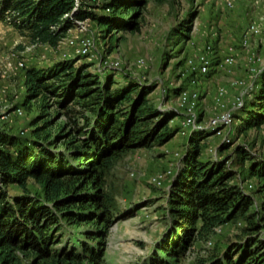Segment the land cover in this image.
<instances>
[{
	"label": "trees",
	"instance_id": "trees-1",
	"mask_svg": "<svg viewBox=\"0 0 264 264\" xmlns=\"http://www.w3.org/2000/svg\"><path fill=\"white\" fill-rule=\"evenodd\" d=\"M147 3L109 0L110 13H96L87 2L72 15L76 0H0V22L32 44L57 47L85 19L98 22L104 39L140 32ZM192 26L193 19L183 21L177 37L188 38ZM101 71L76 58L24 68V105L39 101L41 115L28 135L0 129V264H106L108 238L120 219L105 187L108 171L128 151L164 145L179 132L170 125L177 112L162 111L150 98L153 85ZM54 107L66 116L56 136L48 132ZM234 118L240 133L264 127V71ZM190 134L162 206L169 226L145 264H183L198 243H212L230 224L238 232L197 264H264V156L244 143L229 155L228 142L213 153L214 132ZM31 180L41 192L29 189ZM13 186L21 193H12Z\"/></svg>",
	"mask_w": 264,
	"mask_h": 264
},
{
	"label": "rangeland",
	"instance_id": "rangeland-1",
	"mask_svg": "<svg viewBox=\"0 0 264 264\" xmlns=\"http://www.w3.org/2000/svg\"><path fill=\"white\" fill-rule=\"evenodd\" d=\"M142 11L140 32H115L107 39L102 36V27L98 22L83 20L84 32L72 28L66 38L73 34L91 35L96 40L95 57H77L78 64H92L93 71L101 69V59L121 62V70H109L119 74H130L142 83L153 85L150 95L153 103L162 111L175 110V117L170 125L178 126L175 137L161 146L128 151L119 157L106 176V190L113 196L116 204V221L108 238L105 255L106 264H145L152 255L154 247L161 240L169 226V220L162 206L166 205V190L178 172L182 158L186 154L191 134H183V110L180 108V92L184 89H198L197 112L201 125L206 126L216 113L214 96L218 88L230 85L234 77L245 78L246 59L250 56L247 49L241 47V39L248 26L264 17V0H237L233 9L224 8L220 0H147ZM109 0H90V8L96 13H106L104 8ZM97 9V10H95ZM130 13L129 15H133ZM193 19L192 30L186 39H179L176 28L183 22ZM83 27L80 25H76ZM78 27V28H79ZM65 40L57 47L32 44L28 36L11 25L0 22V129L18 135H28L35 128L33 122L41 115V104L33 101L25 106L26 87L24 68L48 67L63 61L67 47ZM252 52L261 55L263 51L257 38L251 37ZM209 45L217 52L229 46L235 47L237 64L232 72L218 69L222 55L218 53L209 76L203 77L198 86L190 85L193 71L188 66L190 60H196ZM66 53V54H65ZM262 56V55H261ZM259 67L264 68V56ZM75 59V58H74ZM144 63L139 66L138 61ZM23 63V66H20ZM238 67V68H237ZM243 67V68H242ZM120 79V78H119ZM254 79V84H255ZM253 84V85H254ZM181 89V91H178ZM240 91V90H239ZM237 88L230 87L229 103L233 101ZM238 94V93H237ZM232 102L229 104L231 108ZM22 110V114L17 112ZM57 108L50 110L53 123L48 132L56 136L66 121L65 113L56 115ZM43 122H40L41 126ZM224 135L231 137L228 143L229 155L239 143L249 145L254 155L264 156V127L240 133L237 125L224 130ZM223 136L209 137L210 148L214 150L223 143ZM217 155V154H216ZM233 166L232 161L229 162ZM234 167V166H233ZM163 173L161 186L152 182L156 173ZM28 187L33 192L42 188L34 181ZM12 193H21L17 186L11 187ZM86 229L82 227L76 232ZM224 232L212 239V243L200 242L189 253L183 264H197L209 255L213 247H224L230 236L238 232L234 224L223 228ZM232 237V236H231ZM24 264H30L25 260Z\"/></svg>",
	"mask_w": 264,
	"mask_h": 264
},
{
	"label": "built area",
	"instance_id": "built-area-1",
	"mask_svg": "<svg viewBox=\"0 0 264 264\" xmlns=\"http://www.w3.org/2000/svg\"><path fill=\"white\" fill-rule=\"evenodd\" d=\"M89 1L90 0H76L72 15L78 10L83 9L85 7V3ZM220 1V5L227 9H233L237 3V0ZM105 11L106 13H110L109 8H107ZM68 16L69 15L66 17ZM86 20L89 19H85V21ZM82 21H76V24L73 28L76 27L78 31L84 32L86 27H84V23H82ZM77 24L83 27L76 26ZM252 36L257 38L260 45H262L263 51L260 53L262 56L257 54L255 51L252 52ZM65 39L67 54L65 53L66 56L64 60L74 59L77 57H95L96 40L93 36L82 33L77 35L73 34L72 37L64 38L63 40ZM63 40L60 42V44H62ZM240 44L243 49H247L249 52L251 51L250 56L248 59H246L245 68L247 69L249 77L253 79V82L251 83L250 81L249 83V79L244 80L239 77H234L233 81H230V85L218 88L214 96V99H216V113L210 120V123H208L206 126L201 125L200 115L197 112V101L200 98L199 90L197 88H188L182 90L180 92L179 105L183 110V134H190L193 130L197 129H207L214 132L217 136H223V142L229 143L231 141V137L224 135V130L233 127L235 121V112L244 107L245 98L246 96L250 95L254 87V79L259 77V75L264 71V68L259 67L258 65L261 63L263 59L262 57L264 56V17L248 26V29L243 35ZM236 50L237 49L235 47L229 46L225 50L217 52L212 45H209L201 54L197 56L196 60L189 61L188 66L193 71L190 85H193L194 87L198 86L202 78L210 74L212 68L215 65L213 64V60L218 53L222 55V60L217 64V68L227 70V72H232L237 64V59L235 58ZM138 63L139 66H142L144 62L139 60ZM20 66H23V63H20ZM101 67L103 70H121L123 68L121 62L109 61L108 58L101 59ZM230 87L242 89L241 93L236 94L232 99L233 101H230V103L232 102L231 108L229 107ZM17 112L22 114L21 109H18ZM163 179V173H156L152 178V182L157 186H161L163 184Z\"/></svg>",
	"mask_w": 264,
	"mask_h": 264
},
{
	"label": "crops",
	"instance_id": "crops-1",
	"mask_svg": "<svg viewBox=\"0 0 264 264\" xmlns=\"http://www.w3.org/2000/svg\"><path fill=\"white\" fill-rule=\"evenodd\" d=\"M238 68V67H237ZM243 68V67H242ZM245 70H246V68H244ZM245 73H247V75L245 76V78L248 76V72H246V71H244ZM237 77V76H236ZM238 77H243V76H238ZM252 83V82H251ZM240 90V91H239ZM241 90L242 89H239V88H237V92H235V94H239V93H241Z\"/></svg>",
	"mask_w": 264,
	"mask_h": 264
}]
</instances>
